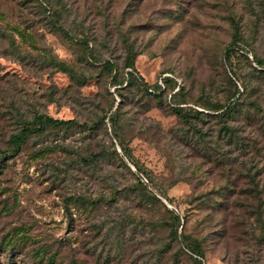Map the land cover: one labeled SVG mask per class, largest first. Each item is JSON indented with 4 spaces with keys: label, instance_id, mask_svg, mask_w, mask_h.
Here are the masks:
<instances>
[{
    "label": "rangeland",
    "instance_id": "374dc122",
    "mask_svg": "<svg viewBox=\"0 0 264 264\" xmlns=\"http://www.w3.org/2000/svg\"><path fill=\"white\" fill-rule=\"evenodd\" d=\"M263 68L264 0H0V264H264Z\"/></svg>",
    "mask_w": 264,
    "mask_h": 264
},
{
    "label": "trees",
    "instance_id": "16d2710c",
    "mask_svg": "<svg viewBox=\"0 0 264 264\" xmlns=\"http://www.w3.org/2000/svg\"><path fill=\"white\" fill-rule=\"evenodd\" d=\"M240 40V39H239ZM238 38H235L233 40V42L235 41V43H238ZM230 49L231 47H229V54H230ZM135 54L134 53H129L126 57V62L125 65L127 67H131L134 68L135 66ZM109 62H111L110 60H108ZM58 64L60 65V68L63 71L69 72L71 74V76L73 78H79L75 73L72 72V70L66 65V63L64 61H59ZM112 65V64H111ZM259 66H263L262 63H260L259 61ZM262 73H264V68L261 69ZM132 75V74H131ZM77 76V77H76ZM116 76V75H115ZM132 80L130 78H128V80L126 82H124V80H121V83H119L122 87H128L131 84ZM234 85L236 86V84L234 83ZM144 88H146L147 83L144 82L143 83ZM237 87V86H236ZM147 90V88H146ZM119 94L122 95V92L119 91ZM233 96L231 98L228 99V101L221 105L219 108L217 109H212V108H208V112L210 115H214L215 117H218L219 120L222 121V128L225 129V133L228 135V139H230L232 137V135L235 134L236 131V127L234 125H232L231 120L234 119L235 116V112L237 110V104H238V97H236L235 99H232ZM121 101L119 102V105L116 108V116L119 113V107H120ZM257 105V103H255ZM150 105V99H145V106L148 107ZM176 114L183 120H187L189 116H186V112H184L183 108H179L176 109ZM36 124L37 125H25L24 127H22V129L20 130V132L18 133H13L10 137V141L13 144L14 147V151H17L22 143H24L28 137V135L31 132L37 131V130H42L45 127V124H51V125H71L74 124L76 121L75 119H58L55 118L53 116L47 115V114H38L36 117ZM256 151H257V155L260 156V158H264V147H256ZM242 152H250V147L246 146V143H243L240 145V153ZM100 154V153H98ZM98 154H90V157H94L97 156ZM245 168L247 169V165H245ZM259 173V171H257ZM256 172V173H257ZM149 181H152L149 179ZM79 198V197H78Z\"/></svg>",
    "mask_w": 264,
    "mask_h": 264
}]
</instances>
